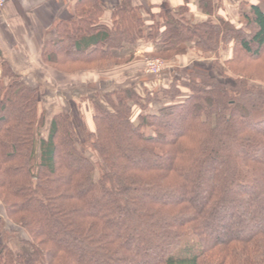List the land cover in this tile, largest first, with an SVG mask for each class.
<instances>
[{"label":"trees","instance_id":"trees-1","mask_svg":"<svg viewBox=\"0 0 264 264\" xmlns=\"http://www.w3.org/2000/svg\"><path fill=\"white\" fill-rule=\"evenodd\" d=\"M260 1L239 9V26L193 24L185 5L159 7L145 26L124 1L106 29L100 3L78 0L42 50L58 72L107 69L112 50L139 39L164 64L190 50L215 61L193 63L159 92L103 95L91 131L69 102L42 139L40 93L0 61V264H264ZM229 45L240 55L220 66Z\"/></svg>","mask_w":264,"mask_h":264},{"label":"crops","instance_id":"crops-1","mask_svg":"<svg viewBox=\"0 0 264 264\" xmlns=\"http://www.w3.org/2000/svg\"><path fill=\"white\" fill-rule=\"evenodd\" d=\"M102 7L100 25L111 28V12L124 1L137 9L145 26L152 24L159 7L177 9L185 5L193 24L208 18L222 17L238 25L241 4L247 6L257 0H97ZM78 0H7L0 11V61H4L30 89H36L48 99L41 101L45 114L40 131L42 139L48 135L54 115L68 109V103L78 104L87 129L92 128L95 106L107 109L102 96L122 88H132L138 95L144 91L159 92L173 78L186 71L198 59L194 50L164 64L155 76L145 75L144 59L154 58L149 53L156 48L154 42L139 39L134 45L112 50L107 69L64 74L46 64L42 50L46 43L56 42L58 28L76 17ZM1 79V70H0ZM43 91L44 94L41 92ZM0 215L2 210L0 207Z\"/></svg>","mask_w":264,"mask_h":264},{"label":"rangeland","instance_id":"rangeland-1","mask_svg":"<svg viewBox=\"0 0 264 264\" xmlns=\"http://www.w3.org/2000/svg\"><path fill=\"white\" fill-rule=\"evenodd\" d=\"M261 2V4L262 5H264V1L263 0H261L260 1ZM239 8H240V12H247L248 11V6L246 5V4H241V6H239ZM244 30H245V28H244ZM235 53V54H234ZM237 55H240V54H238L237 52H235L234 50H233V48L229 45V46H227V47H224L223 48V50H221L220 51V53H219V56H218V63H219V65L220 66H222V62H224L226 59H230V57L232 56L233 58L234 57H236ZM243 59V61H244V64H246L247 63V60H246V58L245 57H243L242 58ZM213 63H215V61L213 60V58H212V56H204V57H201L200 59H198L196 62H195V66H199V67H203L204 69H210V67H211V65L213 64ZM194 65H191V67L192 66H194ZM96 66H87V67H84V66H82V67H80V66H78V67H74V68H70V69H68L67 71H69V70H75V69H78V68H80V69H93V68H95ZM190 67V68H191ZM59 69H61V70H64V71H66V69H63L62 67H58ZM189 68V67H188ZM220 68H222V67H220ZM252 70H254V71H256L257 69H256V67L255 66H252ZM162 71V70H161ZM160 71V72H161ZM184 72V71H183ZM215 72V71H214ZM256 74H257V71H256ZM228 75H230L229 73H228ZM258 75V74H257ZM150 76H155V75H150ZM257 86H259V84H257ZM43 94H44V92L43 91H41ZM40 93V92H39ZM40 99H41V101H45L46 99H48L47 97H45V95H42L41 93H40ZM63 112V111H62ZM61 113V112H60ZM90 131H91V128L89 129ZM77 131H78V134H79V137H80V139L83 141V140H85V135H84V133L82 132V129L80 128V126L79 127H77ZM89 154H88V156H90V152L89 151H87ZM97 172L95 173V175H94V179L96 180L97 179ZM19 235H18V238H25V236H24V234L23 233H18ZM22 249H24V251H29V249L27 248V247H22Z\"/></svg>","mask_w":264,"mask_h":264},{"label":"built area","instance_id":"built-area-1","mask_svg":"<svg viewBox=\"0 0 264 264\" xmlns=\"http://www.w3.org/2000/svg\"><path fill=\"white\" fill-rule=\"evenodd\" d=\"M7 0H0V11L3 9ZM163 62L158 58L144 59V73L145 75H158L162 70Z\"/></svg>","mask_w":264,"mask_h":264}]
</instances>
